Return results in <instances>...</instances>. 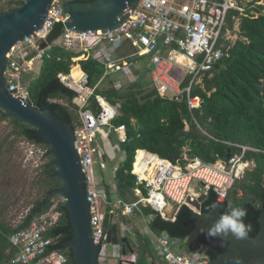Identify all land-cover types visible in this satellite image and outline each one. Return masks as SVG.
Masks as SVG:
<instances>
[{
	"label": "built area",
	"instance_id": "1",
	"mask_svg": "<svg viewBox=\"0 0 264 264\" xmlns=\"http://www.w3.org/2000/svg\"><path fill=\"white\" fill-rule=\"evenodd\" d=\"M249 4L255 7L264 4V0H245V5L237 0H139L136 6L128 7L120 16H125V19L117 28L105 32L65 29L53 44L80 51L78 58L93 56L99 59L107 68L105 76L112 75L116 86L124 83L121 72L129 78L128 81L138 77L130 74L133 71L131 65L137 61H130V58L148 56L152 81L158 92L175 99L186 94L189 108L193 111L200 108L202 103L200 96L192 95L193 86L199 84L226 54L229 32L233 31L227 29L229 13L232 10L245 13ZM251 12L254 14V11ZM67 18L62 1H54L42 26L17 42L9 53L4 76L9 90L24 104L31 100L29 76L34 72L36 61H42L47 49L41 50L40 42L47 38L57 22L66 21ZM236 26L234 30L238 32L239 26ZM130 49L132 51L127 56L121 55ZM180 56H185L188 62L181 60ZM58 78L75 92L72 100L74 107L66 100L62 102L71 106L79 117L75 128L76 145L86 178L91 227L95 242L102 243L100 264H106L109 255L118 260L117 264L136 263V255L126 254L120 242L107 241L108 229L104 226L106 212L102 206L106 191L101 189L104 176L98 174L95 168L98 155L102 159L100 167L105 170L108 164L103 159L104 155L113 156L119 148L112 144L110 137L111 127H114L111 121L119 115L121 104H112L104 96L97 95L101 109L98 113L94 112L87 108L94 88L89 86L86 72H82L79 78H75L72 71L69 74L60 73ZM188 78L189 83L184 84ZM115 129L121 143L125 142V124ZM99 135L103 140L102 145L97 143ZM228 143L239 146L240 152L232 154L227 161L216 163L191 156L188 147H184L183 157L177 163L147 150L146 157L138 158V152L132 173L136 175L137 182L148 189V196L133 202L117 200V208H122L126 216H131L136 208L144 204L166 217L165 208L170 203L180 208L187 205L199 210V198L203 194L208 196L211 191L216 193L217 201H226L235 182L246 170L255 166L254 159L247 156L248 152L261 150L250 145ZM38 150L45 156L49 148L43 146ZM31 152L34 154L35 150L32 148ZM196 181L198 184L194 187ZM59 203L51 207V213L46 212L33 219L28 226L11 236L12 243L19 251L9 264H65L68 261L66 252L62 250L47 252L49 246L58 242L57 237L47 236L46 233L60 219V212L56 211ZM112 208L114 219L119 213L113 204ZM117 225L121 238L131 231L129 223L122 221V227ZM143 232L149 236L151 243L168 264H211L212 258L207 251L177 250L181 239L173 238L166 231L155 233L147 224Z\"/></svg>",
	"mask_w": 264,
	"mask_h": 264
},
{
	"label": "trees",
	"instance_id": "2",
	"mask_svg": "<svg viewBox=\"0 0 264 264\" xmlns=\"http://www.w3.org/2000/svg\"><path fill=\"white\" fill-rule=\"evenodd\" d=\"M2 1L0 0V3ZM25 1L10 0L9 8L0 12L13 10ZM263 9L264 5L257 7L258 11ZM246 11L240 13L232 10L229 13L227 29L234 30L238 20V39L235 42L227 41L225 56L199 84L193 86L192 95L202 98L201 107L193 111L189 108L186 94L178 99L162 96L154 86L152 78L151 80L147 78L148 72L151 71L148 68L136 79L115 86L112 76L107 75L110 80L106 81L107 68L99 59L91 56L77 62L74 58L79 57L81 52L66 49L59 44H52L45 50L41 72L29 82L30 97L36 106L41 107L40 100L46 95V102L53 108L54 113L63 120H71L73 127L76 128L78 114L71 108L75 92L58 78L60 73L69 74L76 63H79L88 74V84L94 88L87 108L100 112L97 95H103L112 104H121L119 115L112 119L111 125L118 127L125 124L127 140L121 146L124 151L123 157L114 168L115 190L105 179L106 197L109 200L104 217L105 228L109 229L115 224V217L113 219L111 214L113 208L109 204L116 201L113 200V192L124 203L138 201L141 197L148 196V189L139 184L136 175L132 173L139 149L156 153L177 163L183 157L184 147H188L191 156L200 157L208 163H216L220 160L227 161L229 154L240 152L239 146L228 143L232 142L261 150L248 152L247 156L254 159L255 166L246 170L235 182L221 215L228 210L229 204L246 208L245 222L252 225L248 235L258 234L260 213L264 208V13L256 17L252 14L251 8H247ZM130 51L132 49L122 52L121 55L127 56ZM144 56L130 58V61ZM73 75L81 76L79 67L74 68ZM188 83L189 78L184 84ZM62 100H66L71 106ZM0 118L9 120L13 125L11 133L0 144V155L4 152L5 146L7 152L15 149V141H9L13 134L25 137L38 145L50 147L44 139L36 137V128L8 118L1 110ZM46 155L50 159L42 166L43 175L37 181L46 189L44 198L34 204L17 225L4 220L0 214V264H9L19 251L12 243L11 236L51 209L46 206L47 196L58 188L61 182L53 174L51 165L53 156L49 151ZM103 159L109 162L108 156H104ZM216 202V193L211 191L200 203L201 210H211L213 208L211 206ZM56 211L60 212V219L50 227L46 235L57 237L58 242L49 246L47 252L62 250L68 256L65 264H75L72 251L64 246L72 237L69 231L71 222L68 212L61 203ZM117 212H121L123 222L130 221L122 213V208H117ZM132 216L134 220H138L140 216H151L148 226L153 232L161 234L166 231L173 238L181 240H187L196 228L192 209L187 205L181 207L175 219H168L146 205L136 208ZM130 227L131 231L126 234L127 241L120 243L126 254L136 255L135 264H157V259H164L143 229L137 228L133 221ZM207 253L212 259L215 257L212 249L207 250Z\"/></svg>",
	"mask_w": 264,
	"mask_h": 264
},
{
	"label": "water",
	"instance_id": "3",
	"mask_svg": "<svg viewBox=\"0 0 264 264\" xmlns=\"http://www.w3.org/2000/svg\"><path fill=\"white\" fill-rule=\"evenodd\" d=\"M54 1L56 0H26L13 10L0 12V110L8 118L36 128V137L49 144V152L53 156V174L60 180L61 185L49 193L46 206H53L56 198L62 199L61 206L68 212L71 222L69 231L72 233V237L64 246L72 251L74 263L100 264L102 243L95 242L91 227L86 178L71 120H63L56 115L53 108L47 104L46 95L40 100L41 107L33 104L30 99L24 104L9 90L4 76L12 48L42 26ZM59 1H62L68 18L55 24L47 38L40 42L41 50L53 44L65 29L105 32L117 28L125 19V16H120L128 7L136 6L139 0ZM111 141L119 147L113 156L109 157L110 166L116 168L124 151L115 127H111ZM206 197L203 194L199 198V210L192 209L196 228L187 239L189 247L201 253L212 249L215 257L211 264H237V261L239 264H264V208L260 213V230L256 236L247 235L244 239L229 237L222 242L219 238H207L200 231L210 227L225 206V201H217L215 208L202 211L200 203ZM169 206L171 207L168 208ZM180 209L176 204L170 203L165 208V215L173 219ZM127 239L121 238L117 224H113L107 231V241L110 243L125 242Z\"/></svg>",
	"mask_w": 264,
	"mask_h": 264
},
{
	"label": "rangeland",
	"instance_id": "4",
	"mask_svg": "<svg viewBox=\"0 0 264 264\" xmlns=\"http://www.w3.org/2000/svg\"><path fill=\"white\" fill-rule=\"evenodd\" d=\"M9 2L10 0H3L0 3V11L8 9L10 6ZM234 32L235 30L229 32V35L231 34L235 38L236 34H234ZM148 59V56H144L141 59L138 58V60L133 65H131L133 70L132 73H130L131 76L134 74L138 75L142 73L147 67L149 68ZM41 68L42 61H36L34 66V74L31 79H35L40 74ZM147 78L151 80V73L148 72ZM123 79L124 82H128L129 78L125 76ZM109 80L110 77H107L106 81ZM106 84H108V82ZM12 130V123H10L9 120H3L0 118V144L11 133ZM9 141H15V149L11 152H7V147L5 146L4 152L2 155H0V214L4 220L10 222L13 225H17L27 215L29 209L39 200H42L46 194L45 187L41 186L39 183H37V181L43 175L42 166L45 162L49 161L50 157L47 155L43 156L39 150L36 151L37 148H42L43 145H34L33 143H29L25 137H17L13 134ZM32 148L35 150L34 154L31 152ZM98 173H104L107 177V182L112 184L113 188H115L113 167L109 165L106 170H101ZM196 184H198L197 181L194 183V187ZM113 196L117 198L115 192H113ZM61 200L62 199L60 198H56L54 202H61ZM55 203L53 206H55ZM102 206L103 210L106 212V196L102 198ZM114 206L115 208L118 207L117 204ZM170 207L171 206L168 208ZM51 212L52 210H49L47 214ZM132 215L127 216V218L130 220L128 223L131 225V221H133L137 228L143 229V223L139 220H134ZM115 220L117 221V224H122L121 212H119V214L115 217ZM186 249H190L187 240H180L177 250ZM117 261V259L109 255L106 264H117ZM156 262L157 264H168L164 259H157Z\"/></svg>",
	"mask_w": 264,
	"mask_h": 264
},
{
	"label": "clouds",
	"instance_id": "5",
	"mask_svg": "<svg viewBox=\"0 0 264 264\" xmlns=\"http://www.w3.org/2000/svg\"><path fill=\"white\" fill-rule=\"evenodd\" d=\"M211 207L215 208L213 204ZM247 209L240 206L228 205V210L220 215L218 219L207 229H201V233L207 238H219L222 242L229 237L244 239L252 230V225L245 222ZM239 264V261H237Z\"/></svg>",
	"mask_w": 264,
	"mask_h": 264
},
{
	"label": "crops",
	"instance_id": "6",
	"mask_svg": "<svg viewBox=\"0 0 264 264\" xmlns=\"http://www.w3.org/2000/svg\"><path fill=\"white\" fill-rule=\"evenodd\" d=\"M237 1H239V2H241L242 4H244L245 5V0H237ZM259 5H264V4H257L255 7H252L251 6V4H249L247 7H246V9L247 8H251V11H254L253 13H254V15H256V16H259L261 13H264V9L262 10V11H258L257 10V7L259 6ZM257 13V14H256ZM260 13V14H259ZM237 25V26H236ZM236 28H238V26H239V21L237 20V22H236ZM237 30V29H236ZM236 30H235V32H234V34H236V37L234 38L231 34L229 35V40L230 41H232V42H235L237 39H238V32H239V30H238V32H236ZM228 41V40H227ZM184 57V58H183ZM80 59H82V58H74V60L75 61H79ZM180 59L181 60H183L184 62H188V59L185 57V56H180ZM149 60V59H148ZM141 61V60H140ZM140 63V62H139ZM140 65V64H139ZM148 66H149V68H150V70H151V67H150V62L148 63ZM76 67H79L80 68V71H81V73L82 72H84L83 71V69H82V67H81V65L79 64V63H76L75 65H73V67H72V72L74 71V68H76ZM140 67V66H139ZM148 68V67H147ZM148 68V69H149ZM150 73H151V71H150ZM33 74H34V72L29 76V79H30V81L32 80L31 78H32V76H33ZM124 73L123 72H121V75L123 76V77H125L124 75H123ZM139 75V74H138ZM108 76H110V74H108ZM107 76V77H108ZM151 78H152V75H151ZM115 85V84H114ZM116 86V85H115ZM103 96V95H102ZM78 119H79V117L77 118V120H76V123H77V121H78ZM187 127H188V124H187ZM110 140H111V137H110ZM97 143L98 144H100V145H102L103 144V140H102V137L99 135V137H98V139H97ZM145 151L144 149H139L138 151L140 152V151ZM138 151H137V153H138ZM150 152V151H149ZM104 156H108V158L110 157L109 155H107V154H105ZM100 160H102V159H100V157H99V155L97 156V159H96V164H95V168H96V171H97V173L98 172H100L101 170H103L101 167H100ZM107 164H108V166L110 165L109 164V162H107ZM108 166H107V168H108ZM101 169H100V168ZM106 168V169H107ZM105 169V170H106ZM98 174H103V176H104V184H103V186L101 187V189H102V191L103 192H105L106 190H105V179L107 178L106 177V175L104 174V173H98ZM112 189H115V188H113V186H112ZM137 192H138V194L139 195H141V192H140V190H138L137 189ZM105 194V193H104ZM104 196H106V195H104ZM107 198V197H106ZM113 200H119L118 198H115L114 196H113ZM115 201V202H116ZM108 202H109V200L107 199V204H108ZM115 202H111V203H109L111 206H112V204H113V206H114V204H115ZM144 205V204H143ZM151 217L150 216H148V217H142V216H140L139 217V221L140 222H142L143 223V227L144 226H146L147 224H148V221H149V219H150Z\"/></svg>",
	"mask_w": 264,
	"mask_h": 264
},
{
	"label": "bare ground",
	"instance_id": "7",
	"mask_svg": "<svg viewBox=\"0 0 264 264\" xmlns=\"http://www.w3.org/2000/svg\"><path fill=\"white\" fill-rule=\"evenodd\" d=\"M184 58V57H183ZM74 77L75 78H79L80 76H78V77H76L75 75H74ZM139 152V151H138ZM111 153L113 154V151L111 150ZM142 156H147V154H146V152L145 151H140L139 152V156H138V158H141Z\"/></svg>",
	"mask_w": 264,
	"mask_h": 264
},
{
	"label": "flooded vegetation",
	"instance_id": "8",
	"mask_svg": "<svg viewBox=\"0 0 264 264\" xmlns=\"http://www.w3.org/2000/svg\"><path fill=\"white\" fill-rule=\"evenodd\" d=\"M28 142H29V143H33L32 141H29V140H28ZM53 204H54V202H53ZM51 207H52V206H51ZM51 207H50V208H51Z\"/></svg>",
	"mask_w": 264,
	"mask_h": 264
}]
</instances>
